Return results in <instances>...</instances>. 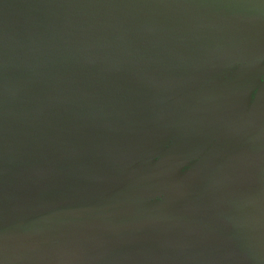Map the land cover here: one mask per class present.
Here are the masks:
<instances>
[{"label":"water","instance_id":"95a60500","mask_svg":"<svg viewBox=\"0 0 264 264\" xmlns=\"http://www.w3.org/2000/svg\"><path fill=\"white\" fill-rule=\"evenodd\" d=\"M173 1L0 0V264H264V0Z\"/></svg>","mask_w":264,"mask_h":264},{"label":"rangeland","instance_id":"374dc122","mask_svg":"<svg viewBox=\"0 0 264 264\" xmlns=\"http://www.w3.org/2000/svg\"><path fill=\"white\" fill-rule=\"evenodd\" d=\"M134 3H135V0H127V6L129 7V9L130 10H132V9H134L135 8V6H134ZM177 6V3H175V0L171 3V7L172 8H175ZM162 12V11H161ZM263 63H264V59H263V61H262ZM260 79H262V78H260ZM255 93H256V91L255 90H253L252 92H251V98H250V101H249V103H248V106H247V108L245 109V111H244V115L245 116H243L242 118H245L246 116H248L249 114H250V112H251V110H252V106H253V104H254V98L256 97L255 96ZM202 102V101H201ZM198 104H199V97H197L192 103H191V105H189V107H187V110H190V112H182L181 113V116L182 117H184V118H186V116H188V117H191V116H193L194 114H196L198 111H200V108L198 107ZM198 107V108H197ZM218 108L219 109H223V108H225V106H223V105H220V106H218ZM235 111V110H234ZM231 112H232V110H231ZM230 112V113H231ZM198 113H200V112H198ZM230 113L227 115V117L230 115ZM200 114H202V113H200ZM232 114V113H231ZM231 116V115H230ZM242 118L240 119V120H242ZM188 119H191V118H188ZM180 121H181V118L180 119H178V121L175 123V125L173 126V128H175L176 127V125L177 124H179L180 123ZM192 125V127H191V129H194L198 124H191ZM264 118L261 120V122L259 123V126L257 127V129H258V131L260 130V128L262 129V127L264 128ZM256 129V130H257ZM195 135V134H194ZM168 135H165V137H167ZM218 139H214L213 140V142H216ZM188 162V161H187ZM230 163V161H226V163L224 164V166L223 167H225V166H227L228 164ZM190 165V162H188L186 165H184L183 166V168L180 170L179 169V174L178 175H180V174H182L184 171H186L187 169H189V166ZM197 208H199V210H200V212H201V215L203 214L202 213V209H203V206L201 205V204H199V205H196V208H195V210L197 209ZM190 214H192V216H193V218H197L196 216V213H190ZM193 218H192V220H193ZM225 224V222L224 221H220V219L217 221V223H216V225L218 226V227H222L223 225ZM218 227H216L217 229H218Z\"/></svg>","mask_w":264,"mask_h":264},{"label":"flooded vegetation","instance_id":"af4514ba","mask_svg":"<svg viewBox=\"0 0 264 264\" xmlns=\"http://www.w3.org/2000/svg\"><path fill=\"white\" fill-rule=\"evenodd\" d=\"M175 145L176 144H178V145H184V144H186V143H184V141H180V142H175L174 143ZM193 146H194V151H193V155H195L196 153L198 154L197 156H200V155H202V154H204L205 153V148H206V143L205 142H200V143H197V142H194L193 143ZM183 155H185V154H183ZM183 168V167H182ZM182 168H180V170L182 169ZM212 176L214 177L215 176V174H212Z\"/></svg>","mask_w":264,"mask_h":264},{"label":"bare ground","instance_id":"6f19581e","mask_svg":"<svg viewBox=\"0 0 264 264\" xmlns=\"http://www.w3.org/2000/svg\"><path fill=\"white\" fill-rule=\"evenodd\" d=\"M249 165H250V164L245 163L244 167L242 168V171H243V172L248 171L249 168H250ZM248 166H249V168H248ZM247 168H248V169H247ZM241 179H242V176H241L238 180H241ZM238 187H239V189H240L241 186L238 184ZM250 223L253 224V226L251 227V230H252V231L255 233V235H256V238H255L256 241H255V243L257 244L261 232H260V230L256 227V225H255V223H254V221H253L252 218H251V222H250Z\"/></svg>","mask_w":264,"mask_h":264}]
</instances>
